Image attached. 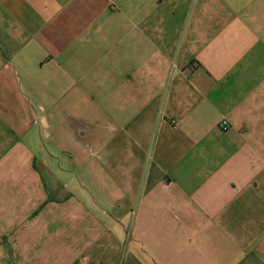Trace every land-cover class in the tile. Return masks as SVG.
Wrapping results in <instances>:
<instances>
[{
    "label": "crops",
    "instance_id": "0c3cea01",
    "mask_svg": "<svg viewBox=\"0 0 264 264\" xmlns=\"http://www.w3.org/2000/svg\"><path fill=\"white\" fill-rule=\"evenodd\" d=\"M0 264H264V0H0Z\"/></svg>",
    "mask_w": 264,
    "mask_h": 264
},
{
    "label": "built area",
    "instance_id": "2783aa9c",
    "mask_svg": "<svg viewBox=\"0 0 264 264\" xmlns=\"http://www.w3.org/2000/svg\"><path fill=\"white\" fill-rule=\"evenodd\" d=\"M220 129H221L222 131H224V132H227V131L230 129V127H229V125H228V123H227L226 121H223V122L220 124Z\"/></svg>",
    "mask_w": 264,
    "mask_h": 264
}]
</instances>
